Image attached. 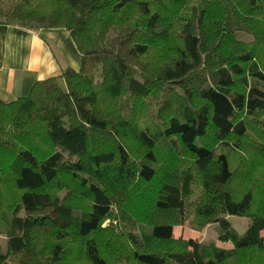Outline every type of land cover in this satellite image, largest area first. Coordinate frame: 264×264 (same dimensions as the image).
I'll use <instances>...</instances> for the list:
<instances>
[{
    "label": "trees",
    "instance_id": "obj_1",
    "mask_svg": "<svg viewBox=\"0 0 264 264\" xmlns=\"http://www.w3.org/2000/svg\"><path fill=\"white\" fill-rule=\"evenodd\" d=\"M0 21L81 55L0 99V264H264V0H0Z\"/></svg>",
    "mask_w": 264,
    "mask_h": 264
},
{
    "label": "crops",
    "instance_id": "obj_2",
    "mask_svg": "<svg viewBox=\"0 0 264 264\" xmlns=\"http://www.w3.org/2000/svg\"><path fill=\"white\" fill-rule=\"evenodd\" d=\"M80 65L81 55L66 29L31 31L0 21L1 100L25 97L36 82L67 68L78 71Z\"/></svg>",
    "mask_w": 264,
    "mask_h": 264
},
{
    "label": "rangeland",
    "instance_id": "obj_3",
    "mask_svg": "<svg viewBox=\"0 0 264 264\" xmlns=\"http://www.w3.org/2000/svg\"><path fill=\"white\" fill-rule=\"evenodd\" d=\"M261 119L264 120V114L261 116ZM228 221L230 228H232L236 234L241 235L245 232L249 224V218L237 215H228L225 217ZM107 222V221H106ZM105 222V223H106ZM104 223V225H105ZM219 223H211L203 228L201 231L191 228V225L188 220H186L183 225L176 226L174 228V236L176 238L183 239H193L195 241H205L210 244H214L218 247L231 248L232 245L229 242H224L219 239ZM7 238L0 235V248L2 251L6 250Z\"/></svg>",
    "mask_w": 264,
    "mask_h": 264
}]
</instances>
